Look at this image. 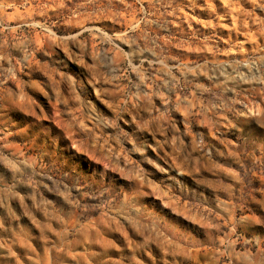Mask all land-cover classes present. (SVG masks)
Segmentation results:
<instances>
[{"label": "rangeland", "instance_id": "374dc122", "mask_svg": "<svg viewBox=\"0 0 264 264\" xmlns=\"http://www.w3.org/2000/svg\"><path fill=\"white\" fill-rule=\"evenodd\" d=\"M0 264H264V0H0Z\"/></svg>", "mask_w": 264, "mask_h": 264}]
</instances>
